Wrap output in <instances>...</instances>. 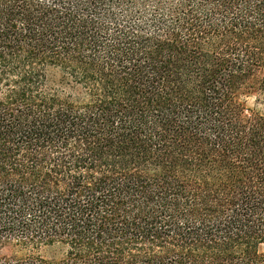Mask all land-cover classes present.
Segmentation results:
<instances>
[{
    "label": "trees",
    "instance_id": "trees-1",
    "mask_svg": "<svg viewBox=\"0 0 264 264\" xmlns=\"http://www.w3.org/2000/svg\"><path fill=\"white\" fill-rule=\"evenodd\" d=\"M264 0H0V264H264Z\"/></svg>",
    "mask_w": 264,
    "mask_h": 264
},
{
    "label": "rangeland",
    "instance_id": "rangeland-1",
    "mask_svg": "<svg viewBox=\"0 0 264 264\" xmlns=\"http://www.w3.org/2000/svg\"><path fill=\"white\" fill-rule=\"evenodd\" d=\"M245 103L250 111L264 114V100L256 95L246 97ZM258 250L264 253V243L260 244ZM27 254H39L47 259L56 260L63 256L64 248L59 244L22 247L14 243V241L0 243V257H8L11 255L24 256Z\"/></svg>",
    "mask_w": 264,
    "mask_h": 264
}]
</instances>
